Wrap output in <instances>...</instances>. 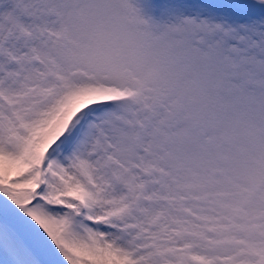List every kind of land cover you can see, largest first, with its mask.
Listing matches in <instances>:
<instances>
[{
	"label": "snow or ice",
	"instance_id": "snow-or-ice-1",
	"mask_svg": "<svg viewBox=\"0 0 264 264\" xmlns=\"http://www.w3.org/2000/svg\"><path fill=\"white\" fill-rule=\"evenodd\" d=\"M0 264H264V0H0Z\"/></svg>",
	"mask_w": 264,
	"mask_h": 264
}]
</instances>
